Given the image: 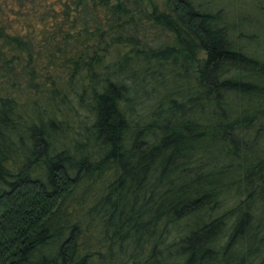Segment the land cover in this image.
I'll return each instance as SVG.
<instances>
[{"label": "trees", "instance_id": "16d2710c", "mask_svg": "<svg viewBox=\"0 0 264 264\" xmlns=\"http://www.w3.org/2000/svg\"><path fill=\"white\" fill-rule=\"evenodd\" d=\"M215 1L0 0V264H264V35Z\"/></svg>", "mask_w": 264, "mask_h": 264}, {"label": "rangeland", "instance_id": "374dc122", "mask_svg": "<svg viewBox=\"0 0 264 264\" xmlns=\"http://www.w3.org/2000/svg\"><path fill=\"white\" fill-rule=\"evenodd\" d=\"M199 1H201V2H207V1H211V0H199ZM218 1L219 0L215 1V3H217ZM245 1H247V0H245ZM238 3L239 2L236 1V0H231L230 1V3H229V9H231V10H230V13H229L230 14L229 15L230 16L229 18L230 19H233V22H235L236 25H238V26L243 25L242 29H244L245 32H248V33L249 32L250 33H261L262 35H264L263 32L258 31V30H260L259 29V23L257 21H255L256 20L255 16L251 15L253 17H252V19H250L249 14H253V12L250 9L247 8L248 7V4L246 6H243V10H241V11H243V13L242 12H239V13L236 12L237 11V8H238L236 6H238L237 5ZM217 5H219V4H217ZM217 5H216V8H218ZM222 5H224V4H222ZM246 12H249V13H246ZM241 13L243 14L242 17H244L241 20L242 24L239 22V19L237 18L238 17V14H241ZM200 57H203V55L200 54Z\"/></svg>", "mask_w": 264, "mask_h": 264}]
</instances>
